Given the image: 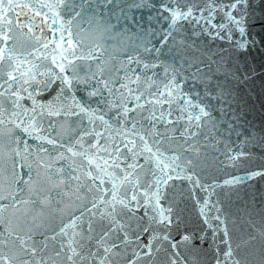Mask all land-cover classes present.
Returning a JSON list of instances; mask_svg holds the SVG:
<instances>
[{"label":"snow or ice","instance_id":"snow-or-ice-1","mask_svg":"<svg viewBox=\"0 0 264 264\" xmlns=\"http://www.w3.org/2000/svg\"><path fill=\"white\" fill-rule=\"evenodd\" d=\"M0 264H264V0H0Z\"/></svg>","mask_w":264,"mask_h":264}]
</instances>
